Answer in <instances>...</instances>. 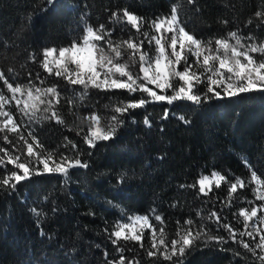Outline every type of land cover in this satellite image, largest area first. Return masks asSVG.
<instances>
[{
  "label": "trees",
  "instance_id": "trees-1",
  "mask_svg": "<svg viewBox=\"0 0 264 264\" xmlns=\"http://www.w3.org/2000/svg\"><path fill=\"white\" fill-rule=\"evenodd\" d=\"M45 4L46 0H0V71L14 85L29 79L39 84V73L45 85L56 84L65 98L75 99L82 89L48 75L41 67L42 50L70 45L86 25L114 29L113 39L135 36L130 25L110 20L112 13L123 9L143 18L142 31L150 35L154 34L151 21L170 15L172 6L178 5L181 24L198 39L207 41L237 31L245 37L251 35L257 44L264 42V15H255L264 13V0H57L41 12ZM145 50L150 55L154 52L147 43ZM195 90L201 96L207 91L203 83ZM0 91L11 95L3 81ZM140 95L90 88L71 111L63 100L57 106L67 127L52 120L33 125L45 150L69 153L70 145L62 147L67 137L77 145L80 159L88 167L72 168L67 176L31 175L15 190L0 188V264H109L121 256L124 264H176V257L169 261L159 255L146 256L151 249L148 230L143 233V247L131 240L113 243L114 225L128 222V217L148 214L157 223L152 209L164 218L168 241L176 238L177 222L183 225L188 219L197 227L205 224L209 235L228 240L220 244L203 238L195 241L179 258L181 264H260L242 245L228 239L222 227L201 217L217 211L240 232L244 226L239 210L264 204L255 199V184L248 183L251 173L244 163L264 179V92L212 98L200 105L188 101L149 103L121 117L123 124L115 138L98 142L95 148H88L83 134H76L78 128L87 131L81 121L91 112L103 115L108 122L114 114L112 107ZM11 111L16 114L14 107ZM181 116L190 122L185 123ZM9 139L16 144L14 135ZM17 146L22 147V142ZM0 147L12 151L13 145L0 141ZM5 171L18 170L7 165L0 168V177ZM214 171L229 181L239 177L247 184L232 194L230 207L227 183L222 182L219 188L214 185L208 196L198 191V179ZM122 176L123 182H118ZM193 184L196 188L187 187ZM237 239L254 245L259 236L255 241L246 235ZM121 246L123 252L118 250Z\"/></svg>",
  "mask_w": 264,
  "mask_h": 264
},
{
  "label": "snow or ice",
  "instance_id": "snow-or-ice-1",
  "mask_svg": "<svg viewBox=\"0 0 264 264\" xmlns=\"http://www.w3.org/2000/svg\"><path fill=\"white\" fill-rule=\"evenodd\" d=\"M56 2L57 0H46L40 11H48ZM188 2L193 3L194 0ZM255 15L260 18L264 13L257 12ZM110 20L130 25L135 36L113 39L114 29L106 28L103 24L96 27L86 25L78 39L73 40L70 45L59 50L55 47L42 50L41 67L48 75L63 79L67 84L82 89L75 99L65 98L56 84L45 85L39 73L36 76L39 84L29 79L27 83L14 85L5 77L4 72L0 71V81H3L8 93L11 94L5 95L0 91V141L13 145L12 151L0 147L2 154L0 168L6 169L7 165H12L18 170L5 171L4 176L0 177V188L15 190L18 183L30 178L31 175L48 173L67 176L72 168L88 167L87 162L80 159L82 153L78 151L77 145L67 137L62 147L68 148L70 145L69 153L57 155L55 152L45 150L35 135L36 129L33 125L52 120L67 127L57 106L63 100L71 111L77 101L82 102L87 97L90 88L103 92L125 90L129 95L137 93L141 95L112 107L111 111L114 114L108 122L97 112L85 116L81 123L86 124L87 131L78 128L76 134L78 136L83 134V143L88 148H95L98 142L114 139L123 124L121 117L132 110L144 108L149 103L166 102L171 105L176 101H188L200 105L212 98L224 99L242 93L264 92V58L257 60L253 55L259 54L264 57V42L257 44L251 35L245 37L233 31L226 37L207 41L198 39L181 24L178 5L172 6L170 15L151 21L150 27L154 33L152 35L142 31L143 18L130 13L127 9L112 13ZM251 22L249 20V23ZM145 43L150 50L154 48L151 55L145 50ZM189 56L193 57L191 61ZM201 83L205 84L207 89L203 96L195 90ZM169 91L170 95L167 94ZM13 107L16 110L15 115L11 111ZM167 116L168 113L165 111L163 118L166 119ZM180 119L185 123L190 122L183 116ZM144 123L151 126L147 118ZM10 135L16 137V144L9 139ZM21 142L22 147H18ZM244 163L251 173L248 183L255 184L253 189L255 199L264 201V179L251 169L247 161ZM118 182H123V176ZM222 182L228 184L227 206L230 207L232 194L236 193L238 188L243 189L247 186L244 179L236 177L234 181H229L225 175L214 171L198 179V191L208 196L213 185L219 188ZM197 184L187 187L196 188ZM180 187L183 188L185 185ZM150 211L157 223L154 224L148 214L128 217V222L114 225L111 233L114 237L113 243L131 240L139 242L143 247V233L148 230L151 249L155 251L147 250L146 256L153 258L159 255L169 261L176 257V264H181L179 258L183 257L186 249L197 240L203 238L217 244L228 242L223 236L209 235L205 224L201 223L197 227L192 219L186 220L183 225L178 221L176 238L168 241L163 226L164 218L156 213L155 209ZM261 211H264V204L240 209L238 215L243 218L244 226V231L240 232L234 230L231 224L224 222L217 211L210 210L207 216L201 217V220L212 221L218 228L222 227L228 233V239L242 245L260 261V264H264V230L259 227L264 225V216L258 217V212ZM36 215L39 216L40 213L36 212ZM238 235L239 237L246 235L253 241L259 236V240L250 245L242 239H237ZM257 249L260 250L259 255ZM118 250L123 252L124 248L121 246ZM124 261L125 258L121 256L118 261H111L109 264H124ZM129 264L133 262L130 261Z\"/></svg>",
  "mask_w": 264,
  "mask_h": 264
},
{
  "label": "rangeland",
  "instance_id": "rangeland-1",
  "mask_svg": "<svg viewBox=\"0 0 264 264\" xmlns=\"http://www.w3.org/2000/svg\"><path fill=\"white\" fill-rule=\"evenodd\" d=\"M254 56H255V58L257 59V60H259L260 58H258L257 56H256V54H253ZM190 58H193V57H191V56H189V59ZM183 65H181V67H182ZM156 91H158L159 92V90H156ZM214 186V185H213ZM262 202H264V201H262ZM262 215L264 216V211H262ZM262 228H264V225L263 226H261ZM263 230V229H262Z\"/></svg>",
  "mask_w": 264,
  "mask_h": 264
}]
</instances>
